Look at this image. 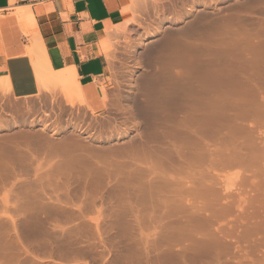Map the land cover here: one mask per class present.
<instances>
[{
	"label": "rangeland",
	"instance_id": "1",
	"mask_svg": "<svg viewBox=\"0 0 264 264\" xmlns=\"http://www.w3.org/2000/svg\"><path fill=\"white\" fill-rule=\"evenodd\" d=\"M135 5L101 113L0 91V264H264V0Z\"/></svg>",
	"mask_w": 264,
	"mask_h": 264
},
{
	"label": "crops",
	"instance_id": "2",
	"mask_svg": "<svg viewBox=\"0 0 264 264\" xmlns=\"http://www.w3.org/2000/svg\"><path fill=\"white\" fill-rule=\"evenodd\" d=\"M138 1L0 0V91L18 101L54 96L63 105L73 95L101 113L108 70L103 42Z\"/></svg>",
	"mask_w": 264,
	"mask_h": 264
},
{
	"label": "bare ground",
	"instance_id": "3",
	"mask_svg": "<svg viewBox=\"0 0 264 264\" xmlns=\"http://www.w3.org/2000/svg\"><path fill=\"white\" fill-rule=\"evenodd\" d=\"M30 60V59H29ZM31 62V61H30ZM32 63V62H31ZM30 63V64H31ZM34 63H36V66L37 65H39V64H37V62H34ZM36 66L34 65V68H35V71H37V72H35V73H39L40 71L38 70V69H40L39 67L38 68H36ZM42 66V65H41ZM33 68V69H34ZM37 69V70H36ZM42 70V69H41ZM34 71V70H33ZM41 73V75L43 76L44 75V73H42V72H40ZM41 75H39L40 76V78H42V76ZM63 75H65V74H63ZM38 76V75H37ZM43 77H45V75L43 76ZM38 78V77H37ZM2 80H0V82H1ZM8 81V80H7ZM2 82H4V80L2 81ZM65 82V81H64ZM1 84V83H0ZM64 92V91H63ZM62 92V93H63ZM177 94H178V90H176V92H175V97L177 96ZM66 98V97H65ZM67 101L69 102V104H73L74 105V103L75 102H81L82 103V101L80 100V98H76V97H74L73 95L72 96H67ZM65 99V100H66ZM77 100V101H76ZM228 160V159H227ZM227 160H226V162H227ZM231 163V162H230ZM229 162H227L226 164H230Z\"/></svg>",
	"mask_w": 264,
	"mask_h": 264
}]
</instances>
